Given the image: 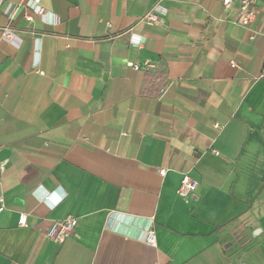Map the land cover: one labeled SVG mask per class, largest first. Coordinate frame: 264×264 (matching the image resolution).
I'll return each instance as SVG.
<instances>
[{"label": "crops", "instance_id": "0c3cea01", "mask_svg": "<svg viewBox=\"0 0 264 264\" xmlns=\"http://www.w3.org/2000/svg\"><path fill=\"white\" fill-rule=\"evenodd\" d=\"M222 2L0 0V264H264V0Z\"/></svg>", "mask_w": 264, "mask_h": 264}, {"label": "built area", "instance_id": "2783aa9c", "mask_svg": "<svg viewBox=\"0 0 264 264\" xmlns=\"http://www.w3.org/2000/svg\"><path fill=\"white\" fill-rule=\"evenodd\" d=\"M233 0H223L222 4L223 7L228 10L232 4ZM39 0H31L32 6L37 8ZM38 10V8H37ZM257 15L256 11V0H237V8L235 14L233 16L232 21L242 28L248 29L252 22L255 20ZM27 21H30V17H26ZM140 22L146 24L148 26H156L161 23L160 17L155 14L154 12L146 13L141 19ZM3 38L9 42L13 40V34L11 32L6 31L3 33ZM151 65L148 63H144L141 66L136 64L133 65L132 68L134 70L144 69L149 70L151 69ZM162 92V90H161ZM160 176L165 174L164 170H160L158 172ZM198 183L191 179L189 176H183L181 180L180 187L177 191V195L181 198H190L195 191L197 190ZM2 197L0 196V213L2 211ZM18 225L20 227L26 226V218L21 217L18 221ZM77 225V220L75 218H66L61 221H55L51 224L49 229L47 230L45 236L46 238L52 240L57 244H61L75 229ZM146 244L154 247L155 245V238L152 231H149L146 235Z\"/></svg>", "mask_w": 264, "mask_h": 264}]
</instances>
